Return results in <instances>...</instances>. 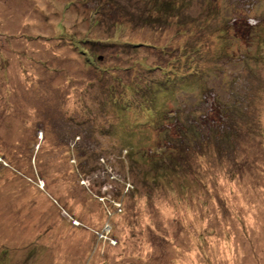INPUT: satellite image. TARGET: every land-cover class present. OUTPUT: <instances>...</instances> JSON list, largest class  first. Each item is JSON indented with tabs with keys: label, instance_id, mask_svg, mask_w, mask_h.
I'll return each mask as SVG.
<instances>
[{
	"label": "rangeland",
	"instance_id": "374dc122",
	"mask_svg": "<svg viewBox=\"0 0 264 264\" xmlns=\"http://www.w3.org/2000/svg\"><path fill=\"white\" fill-rule=\"evenodd\" d=\"M0 264H264V0H0Z\"/></svg>",
	"mask_w": 264,
	"mask_h": 264
},
{
	"label": "trees",
	"instance_id": "16d2710c",
	"mask_svg": "<svg viewBox=\"0 0 264 264\" xmlns=\"http://www.w3.org/2000/svg\"><path fill=\"white\" fill-rule=\"evenodd\" d=\"M256 58L258 59V58H259V55H258V56H256Z\"/></svg>",
	"mask_w": 264,
	"mask_h": 264
}]
</instances>
